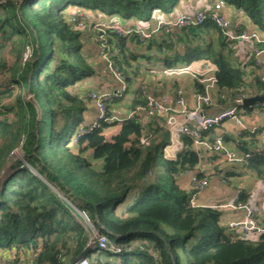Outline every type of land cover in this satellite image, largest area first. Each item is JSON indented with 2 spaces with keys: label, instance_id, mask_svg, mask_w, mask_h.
Returning <instances> with one entry per match:
<instances>
[{
  "label": "trees",
  "instance_id": "trees-1",
  "mask_svg": "<svg viewBox=\"0 0 264 264\" xmlns=\"http://www.w3.org/2000/svg\"><path fill=\"white\" fill-rule=\"evenodd\" d=\"M0 1V114L13 115L0 126V170L6 163L9 168L0 181V251L13 253L11 264L21 259L71 264L80 256L91 264H264V233L244 238L224 224L219 207L192 204L194 192L183 188L179 177L196 171L200 157L187 137L175 158L166 156L170 133L163 117H153L145 127L124 118L111 138L106 130L119 120L101 121L90 130L85 124L80 88L97 70L86 52L91 31L78 28L72 16L85 12L96 22L139 28L193 0ZM222 1L245 12L264 32V0ZM231 23L235 32L244 29ZM175 33L184 53L169 66L208 59L218 68L221 89L264 94V82L257 76L248 81L244 65L233 64L232 45L238 40L227 38L213 21ZM168 34H154L146 43L137 34H107L129 84L142 70L141 58L158 55H151L152 48L171 54L175 45ZM253 62L251 55L248 65ZM142 96L138 90L130 109L144 103ZM124 98L108 101L109 117L115 115L112 103ZM83 128L88 131L80 134ZM143 135L149 145L141 144ZM240 137L237 142L226 135L225 140L250 152L248 169L264 178V154L251 151L255 134L244 130ZM19 147L28 164L19 157L9 164ZM54 188L102 226L108 249L88 245L91 235L82 218L71 213ZM131 193L135 198L124 205ZM248 197L241 191L237 201Z\"/></svg>",
  "mask_w": 264,
  "mask_h": 264
},
{
  "label": "built area",
  "instance_id": "built-area-1",
  "mask_svg": "<svg viewBox=\"0 0 264 264\" xmlns=\"http://www.w3.org/2000/svg\"><path fill=\"white\" fill-rule=\"evenodd\" d=\"M2 2L3 1H0V3ZM224 6L225 2L219 0L210 7L197 8L192 13H181L172 19L159 16L156 24L146 28H129L118 21L96 22L87 18L84 12H78L73 15L72 22H74L78 28H85L87 25L93 27V38L98 46L99 56L105 60L108 70L118 84L117 89L114 91L89 90L83 93L82 98L92 101L96 108V117L94 121L90 123L88 129L94 128L101 121L118 120L116 116L109 117L108 101L125 94L128 90V82L123 73V69L113 58L111 45L107 38L109 32L115 33L118 36L137 34L140 41L146 43L154 34L163 31L173 32L174 29L177 28L202 25L207 20H211L220 27L225 36L231 40L255 41L258 46L255 52L256 63L264 68V62L260 58V54L264 51V38H262L257 31L250 32L245 29H241L239 32L233 31L231 20L224 12ZM151 70L152 73L170 79H178L187 76L202 87L200 91L198 89L193 91L192 96L195 99V106L189 107L185 102L184 89L182 87L176 89L175 104H172L169 95L156 94L155 91L147 89L143 84L141 91L145 98L144 103H138L125 118L135 119L145 127L151 122L153 117H163L166 121V130H168L172 139H184L186 137L190 139L192 150L198 153L200 162L196 171L187 170L184 174L189 177L188 189L194 192L192 204L197 206V196L209 186L211 179V172L205 169L203 165V161L207 154H213L214 152L224 153L227 155L228 161L242 163L243 167L246 169L248 158L251 153L248 152L242 155L236 151H230L225 143V133L228 132L229 129L224 127L225 129H223L221 133H217L216 129L224 126L227 121H234L242 125V130H248L251 134H255L263 123L258 124L255 122L251 126L246 123L245 118L249 116L250 111L246 109L248 106H246L244 102L246 98L254 95L249 94L244 89H239L234 94L232 104L229 107L215 113H209L206 108L212 103L213 93L219 91L218 78L216 74H213L214 68L210 61L203 60L184 66L152 68ZM260 81L264 82V75L260 77ZM254 106H256L254 113L256 112L259 116L261 114L264 115V102L255 104ZM12 116V113H7L3 110L0 114V126L4 118ZM88 129H81L80 134L87 132ZM207 132L210 135L207 136ZM241 134V132H238L236 137L241 136ZM75 141H77V138ZM141 144H150L147 135L142 136ZM19 150H21V154ZM19 150L18 153L20 154V158L28 164L22 154L21 147H19ZM251 151L264 154V145L258 143ZM12 157L13 159L18 158V156H13V154ZM56 191L67 203L71 213L73 215H79L82 218L85 229L91 235L88 245L99 250L108 249L109 239L104 232H101L102 226L97 225L85 211L80 210L74 205L64 193L58 190ZM215 207L225 208V205H218ZM239 207L245 208V206L242 205L238 207L231 206L234 210ZM246 208L247 212L243 220L230 221L227 225L230 228L239 230L241 236L244 238H250L253 233H264V223L260 220V213L255 208ZM113 248L114 250L116 249V252L122 251L121 247ZM14 258L15 256L12 253V255L8 256L7 260L3 262L0 261V264H11ZM18 264H35V262L34 260L26 261L21 259L18 261ZM71 264H91V261L87 256H80Z\"/></svg>",
  "mask_w": 264,
  "mask_h": 264
},
{
  "label": "crops",
  "instance_id": "crops-1",
  "mask_svg": "<svg viewBox=\"0 0 264 264\" xmlns=\"http://www.w3.org/2000/svg\"><path fill=\"white\" fill-rule=\"evenodd\" d=\"M218 0H193V1H187L183 2L179 7L175 9L172 13H166V14H160L155 18V21L153 23L156 24L157 18L159 16H165L166 18H175L181 13H192L194 12L197 8H205V7H210L214 5ZM224 12L227 15V17L233 21V23L240 25L239 28H244L245 30L248 31H257L262 38H264V32L259 30L257 26H255L252 21L249 19V17L243 12L242 10L236 9L233 6L230 5H225L224 6ZM152 24H146V23H140L138 26L139 28H146L149 26H153ZM177 29H174L173 32H164L166 34H170L172 41L174 42V48L171 54L169 55V52L167 50V54L163 53H157L155 48H152L151 50V55L153 54H158L155 55L153 58L147 59V58H141V72H139V75H136L137 77L134 79L133 83L129 84L127 77L126 80L128 82V90L125 93V98L123 101H128L129 105V113L134 109H130V106L132 105V101L135 97L136 92L139 90L141 93V87L144 84L147 89L151 91H155L156 94H166L169 95L171 98L172 104H175V99H176V89L179 87H182L184 89V98L185 102L189 107H194L195 106V99L192 96L193 91L198 89L199 91L202 90V87L198 84H196L194 81H192L190 78L187 76H183L180 78H166L164 76H159L156 73H152V68H163V67H172L168 65V62L174 58L181 57V54L184 53V47L179 45V43H176L177 41V34L175 33ZM92 33V32H91ZM161 33V32H160ZM168 34V35H169ZM176 43V44H175ZM88 45L87 49V55L89 56V60L91 61L92 65L95 66L97 70V75L94 77H91L87 79L81 86L80 88V93L83 95V93L89 91V90H102V91H114L117 89L118 84L117 81L113 78L111 75L110 71L108 70L107 63L105 60H103L99 56V49L94 41L93 36H91L88 40H86V46ZM258 48L257 44L253 40H248V41H243V40H238L232 45L233 52L231 54L233 64L235 66H241L244 65V68L247 70V75L246 78L248 81H250L254 76H257L258 79L260 80V77L264 75V68L256 63V49ZM251 55H253L254 62L250 65L248 63L250 62ZM261 60L264 62V51L260 54ZM203 60H208V59H201L199 61H195L194 63L203 61ZM210 63L212 64V67L214 68L213 74H216L217 71V66L211 61ZM187 64H179L175 66H184ZM236 91H232L230 89H221L219 87V91H215L212 96V103L209 105L206 110L209 113H215L221 109L227 108L232 104L233 97ZM256 95H264V94H256ZM144 98V95L142 96ZM145 101V98H144ZM86 102V110L84 111V118H85V124H90L91 122L94 121L96 117V108L93 105L92 101L85 100ZM256 106H252L249 111V116L245 118L246 123L251 126L255 122L261 124L258 131L255 133V144H262L264 145V115H257L256 112L254 113V109ZM115 115L118 120H122L128 116V114L124 115L118 108H114ZM264 112V111H263ZM264 114V113H263ZM248 118L250 121H248ZM225 129L224 126H221L220 128H217L216 131L217 133H221L222 130ZM243 129V127H242ZM237 130L235 133H231L230 131L226 132L225 135H228L233 138H237V142L240 140V136L236 137V134L238 132H243L244 130ZM206 135H210L208 132ZM170 139L173 140V142L177 141L176 144H180V148H183L184 144V139H178L174 138L172 139L170 136ZM230 142L233 146V151H236L239 154L244 155L245 153H242L239 149V146L237 143H234L232 140L226 141L225 143ZM252 146V148L254 147ZM251 148V150H252ZM166 156L168 158H175L176 154L178 152L171 151V154L168 155L165 149ZM223 154L221 152H217L214 154H207L205 156V160L203 161V165L205 169H207L209 172H211V179H210V184L207 187L213 186L215 188L221 187L226 183V178L231 175H235L233 170H229L226 164L223 161H220V157ZM210 158V159H209ZM242 166V169L244 172H249L250 169L246 167V169L243 167L242 163H240ZM252 171V170H251ZM254 172V171H253ZM255 173V172H254ZM256 174V173H255ZM257 175V174H256ZM258 176V175H257ZM259 177V176H258ZM261 178V177H260ZM264 180V178H261ZM188 180L189 177L185 174H182L179 177V183L183 188L188 189ZM213 181V183H212ZM205 189L202 191L196 198V205L197 206H210V207H215L218 205H225V208H221L224 211V218L223 222L225 225L228 224L230 221L234 220H243L247 208H255L259 213H260V220L262 223H264V209L262 206L264 205V200L262 203H259L258 200L251 199L250 193L249 197L246 198V201L241 202L237 201L238 198L235 199L234 203H224V199L228 198L227 196L230 195V193L222 188L221 190H216L214 188H211L210 190ZM245 191V190H243ZM241 192V191H240ZM263 195V193H262ZM239 197V196H238ZM264 197V196H263ZM130 198V199H129ZM135 198V194L133 193L130 197L128 196L125 205L130 203L133 199ZM245 206L242 208H237V209H232L231 206ZM258 234V233H254ZM254 236L253 238H256ZM12 255V253L9 252H2L0 251V261L3 262L7 260L8 256Z\"/></svg>",
  "mask_w": 264,
  "mask_h": 264
},
{
  "label": "rangeland",
  "instance_id": "rangeland-1",
  "mask_svg": "<svg viewBox=\"0 0 264 264\" xmlns=\"http://www.w3.org/2000/svg\"><path fill=\"white\" fill-rule=\"evenodd\" d=\"M85 15L87 16V18L91 19L86 13ZM88 29H90V31L92 32V36H94V29L93 27H88ZM88 45L86 46V52H88L89 49H87ZM10 47H8L7 50H9ZM6 53V50L4 51ZM30 54V50L28 49L27 52L24 54V56H28ZM102 91V90H101ZM26 94V98H31V94H27V92H25ZM126 95V94H125ZM128 101H118V102H114L112 103L113 108H118V110H120V112H122V114L126 115L129 113V105H128ZM248 121H250V119L248 118ZM122 126V120H119L116 124L112 125L111 127L107 128L106 133L107 136L109 138H111L113 135L117 134L120 131V128ZM225 128H228L229 131L231 133H235L237 130H241L242 129V125L234 122V121H227L226 124L224 125ZM177 142V141H176ZM176 142L173 140H169L167 146H166V152L168 155L171 154V151H175V152H179L182 149L180 148V144H176ZM226 146L228 147V149L231 151L233 149V146L230 142L226 143ZM19 148H17L14 152H13V156H18L20 158V154H21V150H19L20 154L18 153ZM233 151V150H232ZM23 154V152H22ZM223 155L220 157V161H223L226 166L228 167L229 170H233L235 175H231L228 176V178H226V183H224V185H222L221 187H209L208 190H210L211 188H214L216 190H221L222 188L226 189L230 195L227 196L228 198L222 200L224 201V203H234L235 199L238 198L240 191L245 190L246 192L250 193V197L251 199H255L258 200L259 203H262L264 200V180H262L260 177H258L253 171L249 170V172H244L242 169V166L239 162H230L227 159V155L222 153ZM12 155V154H11ZM15 159H13L12 157H9V160L7 162H9V164L11 162H13ZM8 163H6V165L4 164V166L1 168L0 170V181L2 178L6 177L7 173L9 172L8 170ZM213 183V181H212ZM263 193V195H262ZM133 193H131L129 195V197L132 195ZM130 199V198H129ZM125 205V204H124ZM123 205V206H124ZM262 208L264 209V205L262 206ZM259 236L260 234H252L250 238H253L254 236Z\"/></svg>",
  "mask_w": 264,
  "mask_h": 264
},
{
  "label": "water",
  "instance_id": "water-1",
  "mask_svg": "<svg viewBox=\"0 0 264 264\" xmlns=\"http://www.w3.org/2000/svg\"><path fill=\"white\" fill-rule=\"evenodd\" d=\"M29 99L36 105L38 112L40 113V108H39L37 102H35L32 97ZM244 102H245L246 106L252 107L255 104L264 102V95H254V96L248 97L245 99Z\"/></svg>",
  "mask_w": 264,
  "mask_h": 264
},
{
  "label": "bare ground",
  "instance_id": "bare-ground-1",
  "mask_svg": "<svg viewBox=\"0 0 264 264\" xmlns=\"http://www.w3.org/2000/svg\"><path fill=\"white\" fill-rule=\"evenodd\" d=\"M84 13H85V12H84ZM162 16H163V15H162ZM164 17H165V16H164ZM87 27H91V26H88V25H87ZM163 32H164V31H163ZM253 234H254V233H253Z\"/></svg>",
  "mask_w": 264,
  "mask_h": 264
}]
</instances>
